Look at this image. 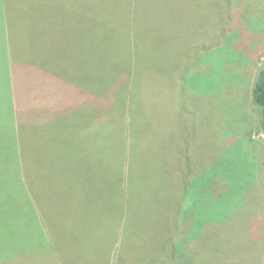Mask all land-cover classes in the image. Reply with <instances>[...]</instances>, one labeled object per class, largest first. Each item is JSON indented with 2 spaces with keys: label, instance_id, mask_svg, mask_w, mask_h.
Wrapping results in <instances>:
<instances>
[{
  "label": "trees",
  "instance_id": "16d2710c",
  "mask_svg": "<svg viewBox=\"0 0 264 264\" xmlns=\"http://www.w3.org/2000/svg\"><path fill=\"white\" fill-rule=\"evenodd\" d=\"M24 1L25 3L29 2L28 0ZM148 1L159 7L160 17L163 18V21L165 16L169 23L171 20H178L180 16V22L170 26L166 21L167 25L157 28L150 39L151 46L148 45V39L143 37L136 39V33L133 35L130 28L127 27V24L136 27L135 18L140 10L142 0H121L124 7L121 6V8L113 10L111 17L114 16L118 19L119 25L122 24L121 28L126 30L111 33L112 28L109 29L108 25L99 27L97 20L89 23L85 34L96 42L91 40L90 43L83 44L81 48L83 60L90 61V63L96 62L100 66V56L104 55V46L107 45L111 52L119 58L118 63L110 68L117 73V78L102 89L103 94L96 93L94 89L100 87V79L90 80L88 82L90 94L86 96L89 98L83 99L84 101L69 113L62 107L55 106L54 100L58 97H52L49 85L41 80L36 84L44 88L43 92L26 90L21 85L18 97L16 75L24 72L28 76L31 69L37 70L42 65V63L34 61V56L25 57L23 51L17 52L16 49L21 50L18 44L27 42L26 38H28L32 49H38V46L44 49L50 48L40 27L32 25V23L28 24L31 18L24 21L25 24L22 27L18 23L14 33L15 21H11V16H17L16 4L13 5L11 0L1 1L3 6L0 9H4L1 10L4 16L1 15V21L5 22V27L2 28L0 35V43L2 42L0 44V186H3L1 180L8 179L1 173L8 170L13 176L19 166L14 161H18L19 157H24L25 162L35 163L33 158H28V149H32L33 141L46 143L44 137L47 136L51 140L50 144L52 145L50 146H55L57 141L62 139L65 140V143H80L82 147H96L101 144L114 145V147L120 145L128 152L130 147V152H136L141 157L139 163H136L135 170L131 173L124 167V172L121 173V169L118 170L117 188L127 194L132 189L133 183L141 190L149 189L150 192L159 193L163 183L166 182L168 192L176 191L175 200L180 205L176 211L179 212V214L176 213L179 220L177 218L176 224H174L176 230L177 227L179 230L181 229L178 222H181L180 226L183 228L187 227L186 238L176 242L174 255L169 263L165 264H194L195 254L191 244L201 240L206 233H213L211 228L218 232L221 227L226 225L225 230L229 227V231L234 233L231 235L238 234L241 239L251 236L249 242L261 240L262 245L264 244V205L261 206L262 208H252L248 198L255 189L261 187L264 190V163L260 164L259 158L253 153L259 144L252 140V131L248 132L245 125L242 129L243 132L236 130L237 137H229L225 133L224 139L226 138V140L222 143L220 139L222 136L217 134L214 136L219 137L218 142L225 145L230 153V147L240 148L239 150L243 152V157L247 159L248 164H252L243 174L236 158H233L232 166L224 170V164L228 162L225 160L228 156L225 157L227 151L213 162H208L204 156H202L203 158H197L195 154L189 156V151L194 150V146L207 144V137H197L193 127H188L189 118L195 120L196 125L199 126L197 118L200 116L193 112L199 102L195 101V94L188 88L189 78L187 76L207 73L211 62H207L205 55L208 57V52L219 50L222 46L233 49L234 53L242 55L245 60L246 57L255 55L254 49L257 43L264 42V28H256L254 23L245 22L246 1L234 0L237 9L235 5H232L231 12L227 1L224 4L218 3V0ZM95 2L94 0H68L66 3L68 9L80 14L87 11L95 13L100 11L101 13V10L106 7H98L99 2L97 5ZM215 2L217 15L213 12V8H210L211 5H215ZM142 4L144 3L142 2ZM47 9L49 8L47 7ZM169 10L177 15L169 16L167 14ZM21 11L25 12V17L31 16V10ZM163 12L166 15H163ZM111 22L112 25L113 21ZM51 24L58 25L53 22ZM80 31L82 33L81 28ZM189 46L195 52L193 58H188L181 53ZM78 58L81 59L79 54ZM194 60L197 61L196 68L189 75V71L186 72L187 64ZM177 65L181 66V71H178ZM231 66L239 67L241 64L238 62L230 66L225 65L226 71ZM103 67L108 68L106 65ZM243 87L246 95L249 85L244 84ZM3 90H7V92L3 93ZM251 90L255 125L259 128L264 139V69L257 75ZM100 96L102 98L101 105ZM59 102L60 106H65L61 101ZM99 107H102L101 111H99ZM37 111L41 113H36ZM249 119L254 124L253 119L250 117ZM215 122L223 121L215 116ZM122 126L125 128V134L121 139L116 137L115 133ZM18 128L20 130L17 131ZM20 135L22 136L21 140H19ZM176 137H179L180 140ZM177 141L182 144L180 151H175V153L182 157V162L179 165L176 161L172 166H164L159 161L158 153H171L174 151L173 148L177 150ZM196 143L200 145H196ZM47 146L38 145L36 152L38 160L44 161L46 155L43 148L45 149ZM67 147L70 149L68 144ZM153 150H157V154H153ZM150 154H153L151 160L153 165L147 167L144 158L145 155ZM119 160L122 161L118 158V167ZM53 164L56 165V171L63 179L62 183L67 180L74 185L78 175L71 171L70 164L60 161ZM35 166L39 167L34 164L32 170L36 168ZM123 166L127 167V164ZM142 171H148V173L142 175ZM162 173H165L164 178H162ZM172 174L176 177V181L173 180ZM74 175H76L75 178ZM16 182L20 183L21 181L17 179ZM25 187H27V183H25ZM238 190L241 191L237 192ZM242 191L244 192L242 193ZM30 193L27 192L32 206L31 212L23 211L24 208L15 212V215L18 213L20 218L25 219V231L17 232L16 219H12V216L8 217L4 213L0 216V256L2 253L5 255L10 252L9 248L19 249L17 244L19 242L21 245L23 238L33 239L36 245H40V242L44 243L48 237L47 229L49 228L53 233L57 247L62 248L67 234L71 230L78 234L86 227L85 224L67 217L66 214L69 210L64 207H56V210H61L59 215L53 217L54 220L47 219L41 212L40 216L45 221H39V215L33 211L34 198ZM60 193L63 195L62 192ZM235 193L246 195L245 208L241 210V213L235 211L229 214L223 204H228L229 199ZM15 194L17 196L16 192ZM142 194L144 198H147L144 191ZM170 195L171 193L167 196ZM25 196L24 199L27 201L26 193ZM37 198L38 196H36ZM154 200L156 201V198ZM230 206L228 207L230 208ZM213 210L229 215L216 223L217 220H213L210 215ZM241 215L246 216L249 220L246 229L240 231L243 235L237 233L236 225L239 223L234 221ZM70 220L71 222H69ZM61 222L64 224L63 226H61ZM66 227L68 228L67 234ZM21 228L23 227L21 226ZM7 244L6 250L4 247ZM13 245L15 248L12 247ZM235 252L236 257L246 259V261L235 262L233 255L224 260L225 264H251L254 259H257L258 264L263 263V245L256 254L253 253V250ZM34 253L36 252L25 254L22 261L32 262L29 256L36 255Z\"/></svg>",
  "mask_w": 264,
  "mask_h": 264
},
{
  "label": "rangeland",
  "instance_id": "374dc122",
  "mask_svg": "<svg viewBox=\"0 0 264 264\" xmlns=\"http://www.w3.org/2000/svg\"><path fill=\"white\" fill-rule=\"evenodd\" d=\"M1 1L0 8L3 6ZM11 1L13 5L16 4L15 11L17 14V16H11V21H15L14 33L17 30L18 23L22 27L25 24L24 21L31 18L28 24L32 23V25L35 24L40 27L44 32V39L51 49H44L41 46H38V49H32L28 38H26L27 42L18 44L21 50L16 49L17 52L23 51L25 57L34 56V61L42 63L37 70L31 69L28 76L24 72L16 75L18 83L16 89H19L16 91L18 97L19 86L21 85L26 90L43 92L44 88L36 84L41 80L49 85L51 96L58 97L54 100L55 106L62 107L64 111L69 113L73 108H77L80 102L84 101L83 99L89 98L86 96L90 94L88 92V82L90 80L100 79V87L94 89L96 93L103 94L102 89L117 78V73L110 70V68L118 63L119 58L111 52L107 45L104 46V55L100 56V66L96 62L90 63V61L83 60L81 48L86 42L90 43L91 40L96 42V40L85 34L88 24L92 23L93 20L99 22V27L108 25L109 29L112 28L111 33L126 30L121 28L122 24L119 25L118 19L114 16L111 17L113 10H117L121 6L124 7L121 0H94L96 5L99 2L100 6L98 5V7L106 8L102 9L101 13L100 11L96 13L87 11L86 13L82 12V14L68 9L66 3L68 0H28L29 2L26 3L24 0ZM225 1L229 3L230 12L232 11V5H235L237 9L234 0H218V3L224 4ZM240 1L247 2L245 22L254 23L256 28H264V0H239L238 2ZM142 2L135 18L136 27L128 26V24L127 27L130 28L133 35L136 33V39L140 37L148 39V45L151 46L150 39L153 37V32L160 26H165L167 19L166 16H163V21V18L160 17L159 7L152 5L148 0H142ZM216 2L210 8H213V12L217 15ZM23 3H25V6H23ZM26 9L31 10V16L25 17V12L21 10L25 11ZM39 9L41 10L39 11ZM1 10L4 9H0V35L2 28L5 27V22L3 24L1 21V15L3 16ZM167 14L169 16L177 15L170 10ZM163 15H166L165 12H163ZM180 20L181 17L179 16L178 20L167 22L170 26H174ZM111 21H113L112 25ZM52 22L58 25H52ZM81 41L83 42L80 44ZM254 52L255 55L249 56V58L246 57L245 60L242 55L234 53L233 49L222 46L219 50L208 52V57L205 55L207 62H211L209 63L211 67L207 73L187 76L189 78L188 88L195 94V101L199 102L193 112L200 116V118H197L199 126L196 125L195 120L189 118L188 127H193L197 137H207V144L205 146H194V150L189 151V156H194V154L197 158H203L202 156H204L208 162L218 160L227 149L225 145L218 142L219 137L214 136L216 134L222 136L220 138L222 143L226 140V138L224 139L225 133L229 137H237L238 132L236 130L243 132L242 129L245 125L248 132L252 131V140L259 144L253 150V153L259 158L260 164L264 163V139L259 128L255 125L254 105H252L251 99V88L254 81L259 72L264 69V42L257 43ZM181 53L188 58L195 56V52L190 46L187 50H182ZM78 54L81 59L78 58ZM238 62L241 66H231L226 71L225 65L230 66ZM195 63H197L196 60L187 64L186 72L189 71V75L195 71ZM103 65L108 66V68L103 67ZM177 68L178 71H181L180 65H177ZM24 77L26 78L24 79ZM244 84L249 85L246 95L243 89ZM6 92L7 90H3V93ZM58 99L65 106H60ZM101 100L100 96V105ZM250 106L251 109L249 110ZM101 110L102 107H99V111ZM36 113L41 112L37 111ZM215 116L221 118L223 122L216 123ZM249 117L253 119L254 124H252ZM124 134L125 128L122 126L116 130L115 136L122 139ZM21 139L22 136L20 135L19 140ZM176 139L180 140L179 137H176ZM44 140L47 142L33 141L32 149H28L27 156L33 158L35 163L32 161L25 162L24 157H19L18 161H14L19 166H17L13 176L10 175L8 170L1 171V175H5L8 179L6 181L1 180L3 186H0V216H2V213L8 217L12 216V219H16L17 232L25 231V219L20 218L18 213L15 215V212L21 211L22 208L25 212H31L32 206L27 194V192H31L30 194L34 198L33 211L39 215V221H45L40 216L41 212L47 219L54 220L53 217L59 215L61 210H56V207H64L69 210L66 214L67 217L85 224L86 227L78 234L73 233L72 230L67 234L68 228L66 227L67 237L62 248L57 247L50 228L47 229L49 233L46 232L48 237H46L44 243L40 242V245H36L33 239L23 238L21 245L19 242L17 244L19 249L9 248L10 252L5 255L1 254L0 264L169 263L174 255L176 242L184 240L187 233V227L185 229L180 226L181 222L177 223L181 228L180 230L178 227L176 230L174 225L177 218L179 220L176 215L179 212L176 211L180 206L178 201L175 200L176 191L168 192L166 182L163 183L159 193L150 192L149 189L141 190L133 183L132 189L127 194L117 188L118 170L121 169L122 173L124 167L128 169L129 173L134 171L136 163H139L140 154L130 152V147L128 148L129 152L125 151L120 145L114 147V145L101 144V146L96 147H82L80 143H65V140L61 139L59 142L57 141L55 146H50L52 144H50L49 136L44 137ZM67 144L71 150L68 149ZM181 144L177 141V150L173 148L174 151L171 153H158L159 161L164 166H172L176 161L179 165L183 159L175 151H180ZM38 145H48L45 149L43 148L46 155L44 161L38 160L36 156ZM196 145L200 144L196 143ZM230 149L231 153L227 151L225 154V157L228 155L225 158L228 162L224 164V170L229 169L232 166L233 158H236L235 160L243 174L252 164H248L249 162L243 157V152L239 150V147L232 146ZM153 151V154H157V150ZM153 154L145 155L144 163L147 167L153 165L151 163ZM118 158L122 160H119V167L117 166ZM58 161L70 164L71 171L78 175V178H75L76 175L73 176L75 178L74 185L65 179L62 183L63 179L56 171V165L53 164ZM34 164L39 165V167L35 166L36 168L32 170ZM124 164H127V167L123 166ZM146 173L148 171H142V175ZM164 177L165 173H162V178ZM172 178L176 181L173 174ZM17 179H20L21 182H16ZM25 183H27V187H25ZM142 191L147 194L149 199L143 197ZM25 193L27 201L24 199L26 197ZM169 193L171 195L167 196ZM36 196H38L37 199ZM248 198L252 208H262L261 206L264 205V190L261 187L257 188L249 194ZM245 200L246 195L235 193L229 199L228 204L223 205L229 211V214L235 211L241 213V210L245 208ZM229 205H231L230 208ZM229 214L218 213L217 210L210 213L213 220H217L216 223L222 221ZM234 221L239 223L236 225L237 233L243 235L240 231L246 229L249 220L246 216L241 215V217L235 218ZM63 225L61 222V226ZM226 226L221 227L218 232L211 228L213 233H206L201 240L191 244L195 254L194 264H197L199 260L198 264H225L224 260L233 255L235 257L233 261L245 262L246 259L235 256V251L253 250V253L256 254L262 249V245L264 246V244L261 245V240L258 242L256 240L253 243L249 242L251 236H246V240L239 238L238 234L231 235L234 233L229 231V227L225 230ZM4 248L7 250L8 244ZM31 252H36L34 253L36 255L29 256L32 262H23L22 257ZM5 259L6 261H4ZM251 264H258L257 259H254ZM262 264H264V257Z\"/></svg>",
  "mask_w": 264,
  "mask_h": 264
}]
</instances>
